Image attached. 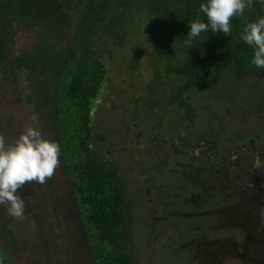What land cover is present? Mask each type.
Here are the masks:
<instances>
[{
    "label": "trees",
    "instance_id": "16d2710c",
    "mask_svg": "<svg viewBox=\"0 0 264 264\" xmlns=\"http://www.w3.org/2000/svg\"><path fill=\"white\" fill-rule=\"evenodd\" d=\"M202 2L0 0V94L5 106L26 113L22 124L59 143L64 192L93 264H130L120 227L125 198L145 204L156 178L185 172L158 151L162 126L170 134L179 118L212 122L218 144L264 134V69L240 40L243 27L264 16V2L252 0L234 16L228 35L209 30L189 43L188 23L206 19ZM19 35L34 40L19 48ZM5 117L4 127L16 125ZM136 141L153 164L129 151ZM57 181L52 175L44 185L57 192ZM55 204L67 219L68 203L55 196ZM15 237L0 219V264H13L4 246ZM37 253L34 246L32 258Z\"/></svg>",
    "mask_w": 264,
    "mask_h": 264
},
{
    "label": "flooded vegetation",
    "instance_id": "af4514ba",
    "mask_svg": "<svg viewBox=\"0 0 264 264\" xmlns=\"http://www.w3.org/2000/svg\"><path fill=\"white\" fill-rule=\"evenodd\" d=\"M183 122L171 123L170 134L162 126L155 144L182 166L173 176L186 187L162 197L164 206L124 200L120 227L130 264H264V135L250 131L245 140L218 144L212 122Z\"/></svg>",
    "mask_w": 264,
    "mask_h": 264
},
{
    "label": "rangeland",
    "instance_id": "374dc122",
    "mask_svg": "<svg viewBox=\"0 0 264 264\" xmlns=\"http://www.w3.org/2000/svg\"><path fill=\"white\" fill-rule=\"evenodd\" d=\"M18 40L17 47L21 48L30 45L34 39L31 35H19ZM125 61L127 60L122 61V63H125ZM122 63L116 69H119ZM149 72L146 70L145 75L147 76ZM124 79H126L124 75L119 77L120 82H123ZM5 115L9 116L10 121L14 120L16 125L12 122L11 126L4 127L6 125ZM24 120H26V113L16 111V105L5 106L2 94H0V135H3L8 143L13 142L24 130L25 125H27V123H21ZM33 123H38L37 118ZM18 124L22 129L20 132L16 130ZM134 143L136 145L128 147V149L136 153V159L142 160L145 165H148V162L153 164L151 162L154 160L149 159L148 153H145L146 147H144V144L138 141ZM141 153H144L147 157H143ZM66 172L65 166L59 158V163L53 173L59 181L58 186L60 188L57 192L45 187L44 183L40 184L34 181L26 183L18 190L19 195L25 202V215L22 218L10 216L7 212L8 205L6 203L0 204V219L8 222L16 236L15 243L4 246V250L8 253L13 264H91L89 253L81 245V225L79 226V222L74 217L75 207H71V199L66 195V191L64 192L67 183ZM178 187L185 188L186 185L184 183L180 186L173 175L170 177H167V175L160 176L152 183L149 199L154 204L164 206V201L160 202L161 197L166 199L169 193ZM55 196L62 203H68L70 206V208L67 206V219H64V216L57 215L59 206L55 204ZM162 206L158 209L162 210ZM34 246L38 253L32 258Z\"/></svg>",
    "mask_w": 264,
    "mask_h": 264
},
{
    "label": "clouds",
    "instance_id": "9594fccd",
    "mask_svg": "<svg viewBox=\"0 0 264 264\" xmlns=\"http://www.w3.org/2000/svg\"><path fill=\"white\" fill-rule=\"evenodd\" d=\"M251 3L252 0H203L199 9L206 19L196 18L188 23V42L209 30L228 35L232 30L231 19L242 15ZM240 40L252 48L251 63L264 69V16L246 24ZM59 154V143L45 138L32 124L25 125L11 143L0 135V204L8 205L10 216L25 215V202L18 190L26 183L43 184L50 178L59 163Z\"/></svg>",
    "mask_w": 264,
    "mask_h": 264
},
{
    "label": "bare ground",
    "instance_id": "6f19581e",
    "mask_svg": "<svg viewBox=\"0 0 264 264\" xmlns=\"http://www.w3.org/2000/svg\"><path fill=\"white\" fill-rule=\"evenodd\" d=\"M167 1V0H166ZM165 2V1H164Z\"/></svg>",
    "mask_w": 264,
    "mask_h": 264
}]
</instances>
